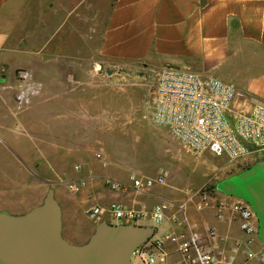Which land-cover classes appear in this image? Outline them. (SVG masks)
<instances>
[{
	"label": "crops",
	"instance_id": "crops-1",
	"mask_svg": "<svg viewBox=\"0 0 264 264\" xmlns=\"http://www.w3.org/2000/svg\"><path fill=\"white\" fill-rule=\"evenodd\" d=\"M0 65L32 73L39 87L18 112L13 97L1 101L10 121L4 140L25 169H34L33 180L25 181L34 196L22 205L5 202L0 211L21 215L39 205L44 168L61 211V237L70 245L86 244L95 230L84 213L88 206L118 202L149 211L159 200L189 198L187 216L200 230L215 228L228 244L243 237L228 207L215 208L217 201L241 197L204 185L184 190L183 151L150 122L146 101L137 99L142 86L121 79L139 68L153 73L171 67L218 78L245 103H264V0H0ZM141 137L160 152L163 164L156 166L169 174L164 185L145 192L134 190L132 178L157 171L137 174L125 160L139 159L135 141ZM103 177L124 186L110 189ZM80 178L85 184L71 193L68 182ZM203 196L207 204L198 206ZM132 224L158 233L179 230L169 220Z\"/></svg>",
	"mask_w": 264,
	"mask_h": 264
},
{
	"label": "built area",
	"instance_id": "built-area-1",
	"mask_svg": "<svg viewBox=\"0 0 264 264\" xmlns=\"http://www.w3.org/2000/svg\"><path fill=\"white\" fill-rule=\"evenodd\" d=\"M154 86L150 100L146 102L149 120L164 128L179 148L195 156L210 155L226 163L223 168H249L264 162V103H245L228 83L208 76H200L186 70L162 67L152 73ZM18 76L27 79L26 71ZM96 158L105 164L103 154ZM75 170L81 167L76 165ZM168 172L160 168L154 177L132 178V187L145 192L154 186L164 185ZM85 178L70 180L71 193L85 184ZM110 189L124 185L109 177L102 178ZM202 191V190H200ZM187 201L159 200L149 211L124 207L111 202L106 208L97 205L86 207L84 213L96 224L135 223L144 219L161 224L166 220L179 227L153 235L141 243L130 255L132 264H264V245L259 244L258 218L251 205L243 198L232 202L217 201L215 208L228 207L232 219L238 222L243 234L230 244L215 228L205 226L202 230L187 216ZM203 196L198 206L206 205ZM177 253L179 258L174 259Z\"/></svg>",
	"mask_w": 264,
	"mask_h": 264
},
{
	"label": "water",
	"instance_id": "water-1",
	"mask_svg": "<svg viewBox=\"0 0 264 264\" xmlns=\"http://www.w3.org/2000/svg\"><path fill=\"white\" fill-rule=\"evenodd\" d=\"M217 189L251 205L264 245V162L221 181ZM153 233L151 226L101 221L86 244L70 245L61 237V211L50 188L42 203L24 214L0 211V264H132L131 253Z\"/></svg>",
	"mask_w": 264,
	"mask_h": 264
},
{
	"label": "rangeland",
	"instance_id": "rangeland-1",
	"mask_svg": "<svg viewBox=\"0 0 264 264\" xmlns=\"http://www.w3.org/2000/svg\"><path fill=\"white\" fill-rule=\"evenodd\" d=\"M20 70H23V68H16L12 71H8L0 65V206L5 202H13L16 204L21 202L22 205L25 198H33L34 196L33 191L25 189V181L29 182V180H33L32 174L34 169H25L24 162L20 159L18 154L12 150L8 143H6L3 135L5 130L4 126L9 124L10 121L8 120V115L6 113L7 105L1 103L2 98H5L7 101V97H13L16 101L13 110L18 112L19 110H23L26 106V104L21 101H25L24 98H32L39 91V87H35L36 83L33 80L32 73L26 71L28 78L22 79L18 76ZM122 74L123 76L125 74V77L121 79L122 83H127L131 80L137 82V85L142 86L143 89L139 90V94L137 93L138 100L142 103L143 100L146 102L150 100L154 86V79L150 70L139 68V71L136 73ZM18 98L21 100L17 101L16 99ZM143 115L144 114L142 113V117ZM144 119H146V115H144ZM135 143H137V156L139 159H136L137 157H132L130 159L125 158V160L129 165L134 166V171L140 172L137 174L147 173L152 170L158 171V168H164L156 166L162 162L160 161V152L155 150L156 148L152 143H150L145 137H141L138 141H135ZM111 154L113 155L115 153ZM181 158L183 164L187 167V169H184L182 172V176L184 177L182 182L184 184L181 187L184 190L187 189L188 192L202 185H204L203 188L207 191H213L214 189L218 190L217 187L221 181L240 174L247 169L242 167L223 168V165L226 162L222 159L215 160L212 158L214 159L212 161L205 156H195L184 151L182 152ZM48 173V169L43 168L41 203L46 191L53 186V183L47 181L45 178ZM35 193L37 194V191Z\"/></svg>",
	"mask_w": 264,
	"mask_h": 264
}]
</instances>
